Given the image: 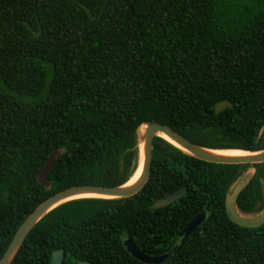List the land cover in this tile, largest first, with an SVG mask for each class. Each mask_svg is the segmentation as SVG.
I'll use <instances>...</instances> for the list:
<instances>
[{"label": "trees", "instance_id": "obj_1", "mask_svg": "<svg viewBox=\"0 0 264 264\" xmlns=\"http://www.w3.org/2000/svg\"><path fill=\"white\" fill-rule=\"evenodd\" d=\"M224 104L222 108L219 105ZM167 124L192 142L264 148V0H0V259L27 216L75 185L116 186L139 162L138 128ZM54 150L62 155L38 174ZM264 209V163H214L154 138L151 173L127 198H79L50 211L11 264H149L194 218H206L159 264H264V224L243 227L225 206ZM183 186L186 194L154 208Z\"/></svg>", "mask_w": 264, "mask_h": 264}, {"label": "water", "instance_id": "obj_2", "mask_svg": "<svg viewBox=\"0 0 264 264\" xmlns=\"http://www.w3.org/2000/svg\"><path fill=\"white\" fill-rule=\"evenodd\" d=\"M143 127V128H142ZM141 129V131H140ZM138 144H139V161L143 154L142 170L139 178L132 184H128L131 177L127 182L116 186L104 185H75L65 188L44 201H42L23 221L18 230L16 231L9 247L0 259V264H11L21 245L26 239L27 235L33 227L50 211L59 205L79 198H127L138 193L146 184L151 173V161L153 157L154 138L156 136L166 139L175 147L182 150L184 153L191 155L195 158L202 159L214 163H238V164H258L264 163V148L257 151H249L245 155H222L215 151L218 150H243V149H221L210 148L192 142L184 134L175 130L171 126L155 121H148L142 124L138 130ZM143 146V150L141 149ZM142 150V151H141ZM61 150H54L49 158L46 160L44 167L38 174L39 182L45 186H50L49 173L61 157ZM139 166V162H138ZM138 168V167H137ZM137 170V169H136ZM255 168L250 167L247 171L236 181L230 188L225 197V206L229 219L243 227H259L264 224V209L257 217H248L247 214L240 211L238 208V197L240 193L247 187L255 175ZM136 172V171H135ZM134 175V174H133ZM187 192V187L183 186L167 195L157 198L153 207H163L173 203L179 198L183 197ZM203 213L194 218L180 233L175 244L165 253L160 255H149L139 249L133 240L126 236L123 239L124 245L128 252L135 258L149 264H159L167 261L173 257L180 247L183 245L187 236L198 226L205 218L202 217ZM65 251L63 248L56 250L52 253L51 264H64ZM79 264H94L91 261H81Z\"/></svg>", "mask_w": 264, "mask_h": 264}, {"label": "bare ground", "instance_id": "obj_3", "mask_svg": "<svg viewBox=\"0 0 264 264\" xmlns=\"http://www.w3.org/2000/svg\"><path fill=\"white\" fill-rule=\"evenodd\" d=\"M140 131H141V129H140ZM141 149L143 150V146H141ZM215 152L218 153V154H222V155H245V154L249 153V152L244 151V150H218V151H215ZM142 163H143V154H142V156L140 158L139 166H138L136 172L134 173L133 177L128 182V184L134 183L139 178V176L141 174V170H142Z\"/></svg>", "mask_w": 264, "mask_h": 264}, {"label": "rangeland", "instance_id": "obj_4", "mask_svg": "<svg viewBox=\"0 0 264 264\" xmlns=\"http://www.w3.org/2000/svg\"><path fill=\"white\" fill-rule=\"evenodd\" d=\"M223 106H224V104H221V105L218 106V108H222ZM263 181H264V180H263ZM206 215H207L206 212H203V216H202V217H203V218H206ZM247 216L250 217V218H252V217H257L258 214H247ZM204 220H205V219H204ZM201 222H202V221H201ZM125 237H126V236H125Z\"/></svg>", "mask_w": 264, "mask_h": 264}]
</instances>
